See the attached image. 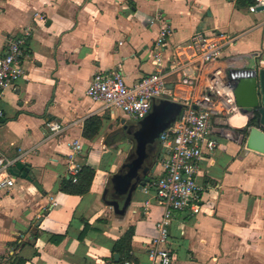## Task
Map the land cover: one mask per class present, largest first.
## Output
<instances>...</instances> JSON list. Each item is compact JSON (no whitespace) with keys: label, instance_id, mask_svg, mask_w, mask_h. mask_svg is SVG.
Listing matches in <instances>:
<instances>
[{"label":"crops","instance_id":"crops-1","mask_svg":"<svg viewBox=\"0 0 264 264\" xmlns=\"http://www.w3.org/2000/svg\"><path fill=\"white\" fill-rule=\"evenodd\" d=\"M252 3L0 0V56L7 38L30 31L24 73L0 101V155L26 163L32 174L9 172L14 184L0 189V264H148L163 203L152 188L137 191L124 214L107 203L110 178L133 146L123 133L132 121L85 89L100 71L118 69L129 85L150 73L149 51L161 26L172 30L162 48L166 59L190 58L189 36L206 29L238 36L226 51L233 54L232 68H264V8L252 12ZM169 86L179 99L191 93L188 85ZM253 117L242 110L229 114L225 133L216 134L218 146L203 155L196 174L203 190L191 202L198 210L174 212L168 226L173 264H264V153L246 144ZM90 118L99 128L88 136ZM49 120L66 128L51 135ZM72 140L81 144L74 162L94 170L82 194L61 190L71 180ZM161 172L158 162L151 179Z\"/></svg>","mask_w":264,"mask_h":264},{"label":"built area","instance_id":"built-area-1","mask_svg":"<svg viewBox=\"0 0 264 264\" xmlns=\"http://www.w3.org/2000/svg\"><path fill=\"white\" fill-rule=\"evenodd\" d=\"M264 6V0H253L250 11ZM159 16L150 20L153 25ZM172 30L169 26L158 29L149 53L154 69L136 83L129 85L118 69L96 72L85 89L90 99L101 102L105 107L120 109L132 122H137L151 110L152 103L162 98L182 104L177 119L159 137L158 143L162 157V172L142 188L146 192L152 188L155 196L163 203L161 218L155 222L156 234L147 250L148 264H173L167 246L168 226L174 212L185 211L197 200L203 186L196 180L199 163L203 155L212 154L218 146L216 137L224 134L227 116L241 110L234 100L235 79L229 75L233 54L226 51L234 45L238 36L206 29L195 30L188 38L191 48L190 58H164L162 48ZM30 37L28 28L7 38L5 51L0 56V101L6 87L16 81L23 73L21 58L24 46ZM169 84H184L191 87L189 96L179 99ZM251 113V112H247ZM2 109L0 105V116ZM223 118V121L221 119ZM220 120V125L217 120ZM46 127L51 135L61 133L66 128L61 121L49 120ZM219 133V134H218ZM69 168L72 182L77 180L82 165L74 162L80 152L78 140L70 143ZM15 160L0 155V189L14 184L9 168ZM123 264H131L125 260Z\"/></svg>","mask_w":264,"mask_h":264},{"label":"water","instance_id":"water-1","mask_svg":"<svg viewBox=\"0 0 264 264\" xmlns=\"http://www.w3.org/2000/svg\"><path fill=\"white\" fill-rule=\"evenodd\" d=\"M260 8L264 6L257 9ZM228 72L236 81L233 89L236 105L245 113L252 112L255 117V124L250 127L247 137V147L264 153V68L257 65L240 69L233 67ZM181 108L180 102L162 98L152 103L151 110L145 117L123 126L130 136L135 155L112 174V191L105 189L104 192L109 196L107 203L116 213L124 214L135 193L151 180L154 167L162 157L161 151L155 154L158 137L177 119ZM9 172L13 175L21 174L28 179L32 177L27 164L20 161H16ZM114 257L117 260L118 254Z\"/></svg>","mask_w":264,"mask_h":264},{"label":"trees","instance_id":"trees-1","mask_svg":"<svg viewBox=\"0 0 264 264\" xmlns=\"http://www.w3.org/2000/svg\"><path fill=\"white\" fill-rule=\"evenodd\" d=\"M253 0H246L247 5L252 3ZM241 3V0H237V5L239 6ZM255 121V119H251L248 124H251ZM96 124V125H95ZM95 125L94 129H92V126ZM99 128V122L97 121L96 118H90L86 121L85 127H84V132L86 135L90 136L92 133H96V131ZM92 131V133L90 132ZM160 152V147L159 145L156 146L155 148V153L158 154ZM94 175V170L90 168L89 166H82L77 180L75 182H72L71 180H66L63 182L61 185V190L66 192V193H71V194H82L88 191L92 178Z\"/></svg>","mask_w":264,"mask_h":264},{"label":"flooded vegetation","instance_id":"flooded-vegetation-1","mask_svg":"<svg viewBox=\"0 0 264 264\" xmlns=\"http://www.w3.org/2000/svg\"><path fill=\"white\" fill-rule=\"evenodd\" d=\"M123 133L125 134V135H127L129 138H130V136L127 134V132H126V129H124L123 130ZM158 145H159V143H158ZM160 147V146H159ZM135 155V153H134V146H132V149H131V151L128 153V155H127V157L125 158V160L123 161V163L125 162H128L133 156ZM122 163V164H123Z\"/></svg>","mask_w":264,"mask_h":264},{"label":"rangeland","instance_id":"rangeland-1","mask_svg":"<svg viewBox=\"0 0 264 264\" xmlns=\"http://www.w3.org/2000/svg\"><path fill=\"white\" fill-rule=\"evenodd\" d=\"M255 119V117H253Z\"/></svg>","mask_w":264,"mask_h":264}]
</instances>
